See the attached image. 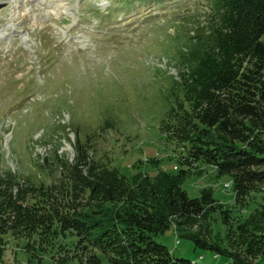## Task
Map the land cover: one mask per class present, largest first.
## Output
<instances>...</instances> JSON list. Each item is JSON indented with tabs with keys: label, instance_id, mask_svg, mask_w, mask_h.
I'll return each mask as SVG.
<instances>
[{
	"label": "rangeland",
	"instance_id": "374dc122",
	"mask_svg": "<svg viewBox=\"0 0 264 264\" xmlns=\"http://www.w3.org/2000/svg\"><path fill=\"white\" fill-rule=\"evenodd\" d=\"M209 1L0 0V173L51 183L58 157L74 162L79 142L92 159L129 177L185 167L183 187L191 197L211 188L222 202L205 218L186 219L185 227L209 243L240 250L231 229L264 203L262 194L236 203L231 176L181 164L183 149L160 129L191 37L209 20ZM6 240V261H39L42 253L33 255L26 239L8 234ZM156 240L176 257L232 264L173 225Z\"/></svg>",
	"mask_w": 264,
	"mask_h": 264
},
{
	"label": "trees",
	"instance_id": "16d2710c",
	"mask_svg": "<svg viewBox=\"0 0 264 264\" xmlns=\"http://www.w3.org/2000/svg\"><path fill=\"white\" fill-rule=\"evenodd\" d=\"M209 5V20L191 37L160 129L183 149L181 164L212 166L218 176H231L236 203L246 204L254 193L264 200V0ZM76 152L74 162L58 157L51 183L0 173V264H16L4 258L8 234L26 239L33 255L42 253L36 264H46L42 255L52 264H203L174 256L156 240L172 225L232 264H255L264 256V203L231 229L240 250L223 247L185 227L186 219L222 208L211 188L199 197L188 194L187 168L129 177L92 159L81 142ZM69 235L76 237L71 245Z\"/></svg>",
	"mask_w": 264,
	"mask_h": 264
},
{
	"label": "crops",
	"instance_id": "0c3cea01",
	"mask_svg": "<svg viewBox=\"0 0 264 264\" xmlns=\"http://www.w3.org/2000/svg\"><path fill=\"white\" fill-rule=\"evenodd\" d=\"M255 264H264V256L263 257H260L256 260V263Z\"/></svg>",
	"mask_w": 264,
	"mask_h": 264
}]
</instances>
